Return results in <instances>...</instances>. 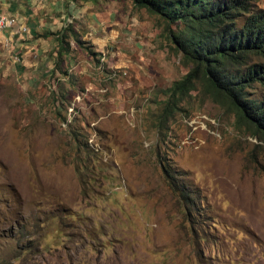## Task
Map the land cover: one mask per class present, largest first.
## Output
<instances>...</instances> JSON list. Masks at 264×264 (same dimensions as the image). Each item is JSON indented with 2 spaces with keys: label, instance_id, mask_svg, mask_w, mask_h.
Instances as JSON below:
<instances>
[{
  "label": "rangeland",
  "instance_id": "374dc122",
  "mask_svg": "<svg viewBox=\"0 0 264 264\" xmlns=\"http://www.w3.org/2000/svg\"><path fill=\"white\" fill-rule=\"evenodd\" d=\"M5 1L0 264H264V140L199 83L158 119L161 89L186 71L163 22L125 0ZM39 23L72 24L97 59L71 41L68 79L53 72Z\"/></svg>",
  "mask_w": 264,
  "mask_h": 264
},
{
  "label": "trees",
  "instance_id": "16d2710c",
  "mask_svg": "<svg viewBox=\"0 0 264 264\" xmlns=\"http://www.w3.org/2000/svg\"><path fill=\"white\" fill-rule=\"evenodd\" d=\"M125 1L154 15L158 23L163 22L162 36L169 41L168 48L180 55L186 67L179 79L161 89L165 100L158 119L171 116L199 83L201 95L230 111L235 125L264 140V91L260 96L248 94L253 83L264 87V11L254 9L250 0ZM70 23L37 34L54 36L52 71L58 69V74L66 79L68 75L60 67V60L68 55L71 41L94 59L99 54L76 38L80 33ZM182 206L187 223L199 215L195 201L189 200L188 195L182 196Z\"/></svg>",
  "mask_w": 264,
  "mask_h": 264
},
{
  "label": "crops",
  "instance_id": "0c3cea01",
  "mask_svg": "<svg viewBox=\"0 0 264 264\" xmlns=\"http://www.w3.org/2000/svg\"><path fill=\"white\" fill-rule=\"evenodd\" d=\"M17 1V0H16ZM43 3H46L48 6L49 5H51V4H54V2H57L58 4L60 3V2H62L63 3V5H65V3H66V0H41ZM69 3H72L71 2V0H69ZM80 4V1L79 0H77V3H76V5H79ZM72 5H73V3H72ZM8 7V9H10V8H12V5L10 4V3H8V2H6L5 0H0V8H4V7ZM44 14H46V13H44ZM64 15V13L62 14V16ZM49 17H51L52 16V14L50 13L49 15H48ZM47 16V17H48ZM37 20H39V21H41V19H37ZM42 20H45V18H43ZM38 26L40 27L37 31H34L33 32V38L35 39V38H37V39H42L43 38V40L45 39V41H49V40H52V47H54V44H55V38H54V36H47V37H42V36H38L37 34L39 33V32H41V31H43V30H50V31H55V30H58V29H51L50 27H47V26H45V25H42L41 23H39L38 24ZM7 29V28H6ZM5 32H2V33H0V34H2V35H4L3 37L4 38H9V39H13V36H12V32L11 31H9L8 33H6V30H4ZM5 34H6V36H5ZM8 36V37H7Z\"/></svg>",
  "mask_w": 264,
  "mask_h": 264
},
{
  "label": "built area",
  "instance_id": "2783aa9c",
  "mask_svg": "<svg viewBox=\"0 0 264 264\" xmlns=\"http://www.w3.org/2000/svg\"><path fill=\"white\" fill-rule=\"evenodd\" d=\"M13 21L14 18H12L11 16L0 14V30H2L5 27L11 26Z\"/></svg>",
  "mask_w": 264,
  "mask_h": 264
}]
</instances>
